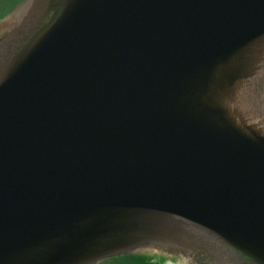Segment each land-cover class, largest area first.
<instances>
[{"label":"water","instance_id":"95a60500","mask_svg":"<svg viewBox=\"0 0 264 264\" xmlns=\"http://www.w3.org/2000/svg\"><path fill=\"white\" fill-rule=\"evenodd\" d=\"M151 246L264 264V0H24L0 34V264Z\"/></svg>","mask_w":264,"mask_h":264},{"label":"rangeland","instance_id":"374dc122","mask_svg":"<svg viewBox=\"0 0 264 264\" xmlns=\"http://www.w3.org/2000/svg\"><path fill=\"white\" fill-rule=\"evenodd\" d=\"M20 1L21 0H0V15L6 14L0 17V34L14 22L16 8L19 5L15 7L14 4ZM136 253L145 254L151 257L153 261H157L163 257L164 264H204V262L196 256L174 248L151 246L139 249ZM109 260L111 259H102L97 264H110Z\"/></svg>","mask_w":264,"mask_h":264},{"label":"trees","instance_id":"16d2710c","mask_svg":"<svg viewBox=\"0 0 264 264\" xmlns=\"http://www.w3.org/2000/svg\"><path fill=\"white\" fill-rule=\"evenodd\" d=\"M3 15H0V17ZM110 264H164V262H163V257H161L157 261H153L151 257L145 254L130 253V254H124V255L113 257L111 259Z\"/></svg>","mask_w":264,"mask_h":264}]
</instances>
